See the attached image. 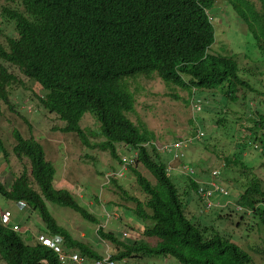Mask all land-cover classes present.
Here are the masks:
<instances>
[{
	"label": "trees",
	"instance_id": "1",
	"mask_svg": "<svg viewBox=\"0 0 264 264\" xmlns=\"http://www.w3.org/2000/svg\"><path fill=\"white\" fill-rule=\"evenodd\" d=\"M226 1L228 8L246 25L249 37L264 49V0ZM6 2L9 6L0 12V102L17 112L19 104L12 101V88L21 86L32 90L26 83L33 82L38 88L33 98L47 113L63 122L58 130L75 132L83 144L94 146L79 124L82 116L90 112L105 137L98 146L109 150L120 164L127 163L128 159L119 156L118 143L136 150L137 162L155 180L156 185H152L137 168L126 164L145 194L144 201L129 196L136 203L131 211L143 222L144 238L126 243L100 226L97 234L116 246L110 258L124 261L163 255L172 256L182 264H256L241 245L215 230L213 221H209V226L202 225L192 220V216L204 217L213 211L212 219L220 222L230 219L229 209H232L239 214L235 221L238 226L247 214H251L256 223L264 224L262 181L253 176L252 167L239 156L241 149L251 146L250 142L264 145V114L258 113L257 119L251 122L245 119V123H239L248 117L243 110L241 115L234 117L230 137H238H234L235 143L230 140L225 145L233 153L240 148L236 151L238 156L227 155L222 145L217 148V157H227V163L239 164L247 180L235 181L241 188L236 201L226 202L223 207L214 204L207 211L203 210V196L199 190H212L214 185L200 182L187 173L186 187L179 190L169 177L167 158H163L154 145L153 134L135 125L127 116L134 110L135 102L127 81L139 76H157L171 92L179 88L188 93L194 133L199 129L195 113L202 114L208 109L215 110L217 123L225 126L224 131L229 134L225 119L232 112L222 96L227 97L226 102L234 104L240 100L244 103L249 94L264 109V87L257 89L241 78L234 57L209 51L215 41L210 14L216 7V0ZM261 55L264 63V50ZM260 75L264 77V70ZM234 86L237 88L233 89ZM239 89L243 90L242 94L232 93ZM195 100L200 101L199 109L193 107ZM13 136L12 152L17 156L27 155L28 167L13 176L7 186L0 179V196L25 203L36 211L44 226L40 232L54 237L65 252L79 253L88 262L102 259L103 254L95 246L74 237L55 221L47 202L68 207L86 220L98 223L97 219L75 200L69 189L54 187L55 168L46 160L39 142L32 137L24 138L17 130L13 131ZM0 150L6 159L1 140ZM119 178L120 175L111 177V182L116 183ZM223 191L220 194L225 200L229 192ZM189 192L187 198L182 197ZM192 193L195 196H191ZM198 204H202L200 214L196 213ZM147 238L158 240L152 245ZM0 258L7 264H72L69 260L61 261L57 253L38 243L29 233H17L10 226H4L1 220Z\"/></svg>",
	"mask_w": 264,
	"mask_h": 264
},
{
	"label": "rangeland",
	"instance_id": "2",
	"mask_svg": "<svg viewBox=\"0 0 264 264\" xmlns=\"http://www.w3.org/2000/svg\"><path fill=\"white\" fill-rule=\"evenodd\" d=\"M6 1L0 0V12L3 7L9 6ZM215 6L217 10L215 7L210 14L213 18L215 41L209 51L224 57H234L238 64V75L253 84L255 88L263 89L264 77L260 73L264 70L261 55L264 49H260L254 39L249 37L246 25L228 8L226 0H216ZM10 69L13 67L10 66ZM127 82L129 84L127 88L134 94L135 99L134 110L127 113V116L135 125L153 134L154 145L160 155L167 158L169 177L179 187L178 189L186 187L184 178L187 173H190L200 182L208 181L214 185L212 190H203L211 192L209 198L213 204L223 207L226 202L236 201L241 188L238 182L235 184V181L241 180L243 183L247 179L243 177L239 164L227 163V157H217V148L223 145L227 155L238 156L236 151L240 148H236L233 153V150H228L225 144L230 140L232 143L236 142L233 140H236L234 137L238 135H233L231 138L230 130L234 127V117L242 114L240 111L246 112L248 117L242 115L244 118L239 123H245V119L251 122V119H257L258 113L264 114V109L257 105L254 97L247 94V100L244 103L240 100L242 104L239 101L232 104L225 101L227 97L222 96L224 103L232 112L225 119L229 134L226 135L225 126L217 123L218 116L215 115V110L208 111V109H204L202 114L195 113L199 132L194 133L193 113L186 91L176 88L171 92L157 76L151 78L139 76L136 79H128ZM26 85L32 90L23 89L21 86L13 87L11 90L12 101L19 104L17 112L10 111L0 102V140L7 154L5 159L4 152L0 150L1 182L7 186L13 176L19 175L24 167H28L29 157L27 155L17 156L12 152L15 144L13 131L17 130L24 138L32 137L42 145L46 160L55 168L54 187L69 189L75 200L98 221L96 223L86 220L68 207H60L47 202V207L58 224L69 230L74 237L95 246V249L103 256L115 253L116 246L101 239L96 232L100 226L105 231L114 232L126 243L144 238L142 235L143 222L131 211L136 203L129 198L144 201L145 194L137 186L132 173L128 170L126 164L129 165V163L120 164L109 153V150H102L98 146L105 140V137L100 133L97 120L90 112H86L79 123L86 133L88 142L94 145L88 147L82 143L75 132L58 130L63 126V122L56 115L47 113L33 98L34 91L38 90L34 83L28 81ZM236 88L237 86L233 87V89ZM170 93H175L177 97ZM232 93L240 95L243 90L239 89ZM211 104L215 105L212 101ZM260 129L263 131V128ZM257 144V142H250L251 146L241 149L239 156L252 167L253 176H257L262 181L264 189V145ZM117 150L123 160L133 157L137 152L119 143ZM133 166L145 175L152 185H156L155 180L139 161ZM118 175L120 178L116 183H112L111 177L117 178ZM30 184L37 189L32 181ZM221 190L229 192L226 201L221 197ZM189 194L191 192L182 194V197L187 198ZM191 196L195 195L192 193ZM200 205H196L198 214L202 209V204ZM229 211L230 219L220 222H214L212 219L213 211L204 217L192 216V220L207 226H209V221H213L212 225L215 230L241 245L256 264H264V224L256 223L251 218V214H247L238 226L235 221L238 220L239 214L232 209ZM0 212L8 213L10 223H18L23 232H30L34 240L42 234L40 231L44 227L43 223L37 212L33 211L29 205L0 196ZM145 224L149 225L148 222ZM21 236L25 239L24 235ZM147 240L153 245L158 239L147 238ZM67 253L71 254V252ZM84 260L88 262L87 259ZM0 264L7 263L0 258ZM121 264L182 263L172 256L150 255L140 259H125Z\"/></svg>",
	"mask_w": 264,
	"mask_h": 264
},
{
	"label": "built area",
	"instance_id": "3",
	"mask_svg": "<svg viewBox=\"0 0 264 264\" xmlns=\"http://www.w3.org/2000/svg\"><path fill=\"white\" fill-rule=\"evenodd\" d=\"M200 101L199 100H195L193 102V107L195 109H199L200 108ZM129 164H136L137 163V156H133L131 158H128L127 161ZM199 193L203 196V210L207 211L209 208H211L214 204L212 203V201L210 200L209 196L211 195L210 191H202L199 190ZM2 221L4 224H8V214H2ZM15 230H18L19 228L17 226H14ZM39 241L46 244L49 248H51L55 253H57V255L59 256L60 260L63 262L66 261H71L73 264H120L119 262L112 260L110 258V255L107 254L104 258L99 259V260H91L89 262H85L84 258L82 256H80L77 253H69L66 254L62 251V248L59 246V244L57 242H55L53 239L51 238H47L43 235H40L38 237Z\"/></svg>",
	"mask_w": 264,
	"mask_h": 264
},
{
	"label": "clouds",
	"instance_id": "4",
	"mask_svg": "<svg viewBox=\"0 0 264 264\" xmlns=\"http://www.w3.org/2000/svg\"><path fill=\"white\" fill-rule=\"evenodd\" d=\"M199 130V129H198ZM196 131V132H199V131ZM136 155V153L134 154V156ZM176 156H177V153H176ZM179 156V155H178ZM1 213V218H0V220H1V223L4 225V226H10L11 228H12V230H14V231H16L17 233H23V234H25V233H27V232H23V229H22V227L18 224V223H14V224H11L10 223V219H9V214H8V224H4L3 223V221H2V214H5L4 212H0ZM14 226H17L19 229L18 230H15L14 229ZM28 233H30V232H28ZM40 235H43V236H45V237H47V238H51V239H53L55 242H57L55 239H54V237H52V236H50V235H47V234H45V233H42V234H40ZM39 235V236H40ZM39 236H37L36 237V241L38 242V243H41V244H44V243H42V242H40L39 241V239H38V237ZM58 243V242H57ZM59 244V243H58ZM44 245H46V244H44ZM47 246V245H46ZM59 246L62 248V246L59 244ZM48 247V246H47ZM49 248V247H48ZM51 249V248H50ZM52 250V249H51ZM62 251L64 252V253H66V254H69V253H67V252H65L64 250H63V248H62ZM77 254H79V253H77ZM110 255V254H109ZM105 256H103V258H104ZM96 260H99V259H96ZM116 261V260H115ZM117 262H119L120 264L123 262V261H117ZM73 264V263H72Z\"/></svg>",
	"mask_w": 264,
	"mask_h": 264
}]
</instances>
